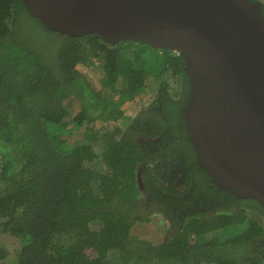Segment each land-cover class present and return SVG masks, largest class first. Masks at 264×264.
Returning <instances> with one entry per match:
<instances>
[{"label":"trees","instance_id":"1","mask_svg":"<svg viewBox=\"0 0 264 264\" xmlns=\"http://www.w3.org/2000/svg\"><path fill=\"white\" fill-rule=\"evenodd\" d=\"M184 66L171 48L72 35L0 0V235L19 239L17 264H264V205L198 161ZM150 84L156 107L131 121L124 104Z\"/></svg>","mask_w":264,"mask_h":264},{"label":"water","instance_id":"2","mask_svg":"<svg viewBox=\"0 0 264 264\" xmlns=\"http://www.w3.org/2000/svg\"><path fill=\"white\" fill-rule=\"evenodd\" d=\"M51 28L131 38L185 56L198 161L264 205V14L253 0H24Z\"/></svg>","mask_w":264,"mask_h":264},{"label":"rangeland","instance_id":"3","mask_svg":"<svg viewBox=\"0 0 264 264\" xmlns=\"http://www.w3.org/2000/svg\"><path fill=\"white\" fill-rule=\"evenodd\" d=\"M78 66L86 68L84 65L79 64ZM154 84H150L147 87V91L145 94H140L138 99L131 100L130 102L124 104L126 108V112L131 115V121L132 117L139 112L140 108L146 104H148L155 96L154 92ZM65 106H66V117L72 116L76 113V111L79 109V104L74 99H66L65 100ZM150 118V117H149ZM120 123V121H118ZM97 125H101L100 121L96 122ZM71 125V124H70ZM138 235H143V232L140 231ZM0 245L5 246L8 251L9 255L6 259L3 260L4 264H17L18 263V257L20 256L22 252L20 241L17 237L12 236L9 233L1 234L0 235ZM205 264H215L206 262Z\"/></svg>","mask_w":264,"mask_h":264},{"label":"clouds","instance_id":"4","mask_svg":"<svg viewBox=\"0 0 264 264\" xmlns=\"http://www.w3.org/2000/svg\"><path fill=\"white\" fill-rule=\"evenodd\" d=\"M190 89H191V87H190ZM151 101L148 103V104H146V105H144V106H142L141 108H140V110H139V112H137V114H135V116H133V117H138V116H140V115H142V114H144L145 113V115L147 114V113H149V112H151V111H153L154 110V108L156 107V106H154V105H151ZM188 104V103H187ZM185 109V108H184ZM184 113V112H183ZM144 115V116H145ZM185 117V116H184ZM186 120V119H185ZM186 124H187V122H186ZM188 130V129H187ZM157 138V137H156ZM192 138V137H191ZM175 142V141H174ZM171 145V144H170ZM195 145V144H194ZM169 146V145H168Z\"/></svg>","mask_w":264,"mask_h":264},{"label":"flooded vegetation","instance_id":"5","mask_svg":"<svg viewBox=\"0 0 264 264\" xmlns=\"http://www.w3.org/2000/svg\"><path fill=\"white\" fill-rule=\"evenodd\" d=\"M146 115H149V113H147ZM135 174H136V172H135ZM137 174L139 175V174H141V169H139L138 171H137ZM214 209H211V211H213Z\"/></svg>","mask_w":264,"mask_h":264}]
</instances>
